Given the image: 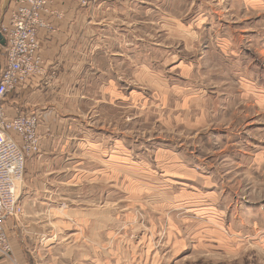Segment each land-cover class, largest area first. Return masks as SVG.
I'll return each instance as SVG.
<instances>
[{"label": "rangeland", "instance_id": "374dc122", "mask_svg": "<svg viewBox=\"0 0 264 264\" xmlns=\"http://www.w3.org/2000/svg\"><path fill=\"white\" fill-rule=\"evenodd\" d=\"M89 5L90 134L53 208L22 184L37 264H264V0Z\"/></svg>", "mask_w": 264, "mask_h": 264}, {"label": "crops", "instance_id": "0c3cea01", "mask_svg": "<svg viewBox=\"0 0 264 264\" xmlns=\"http://www.w3.org/2000/svg\"><path fill=\"white\" fill-rule=\"evenodd\" d=\"M97 1L98 4L108 2ZM4 4L8 6L9 14L2 25L10 20L14 0H4ZM52 8L54 13L47 18L51 27L42 28L38 33L46 74L26 81L0 100V112H5L9 118L25 113L36 116L39 121L40 154L27 159L24 177L32 192V196L27 195V198L51 208L54 202L52 192L61 188L57 178L67 174L69 161L83 151L82 143L90 134L80 126V101L84 100L89 89L91 76L102 72L97 67L98 57L102 55L96 53L95 47L98 36H101L94 22L98 17L97 8L92 5L83 7L77 0H56ZM7 64V43H0V79ZM105 87L112 90L111 83ZM26 187L23 199L27 194ZM20 223H23L21 218L7 222V234H14V238L10 236L14 256L6 257L0 253V264H14L12 258L16 264H37L36 257H42L43 252H52L50 249L46 252L27 249L20 233ZM53 262L56 264V260Z\"/></svg>", "mask_w": 264, "mask_h": 264}, {"label": "built area", "instance_id": "2783aa9c", "mask_svg": "<svg viewBox=\"0 0 264 264\" xmlns=\"http://www.w3.org/2000/svg\"><path fill=\"white\" fill-rule=\"evenodd\" d=\"M56 0H14L8 24L0 27L7 43L8 64L0 79V100L23 83L46 74L38 33L50 28L47 18ZM81 6L88 0H77ZM39 121L25 113L6 118L0 112V253L12 255L6 225L20 219L25 165L31 155L40 154Z\"/></svg>", "mask_w": 264, "mask_h": 264}, {"label": "water", "instance_id": "95a60500", "mask_svg": "<svg viewBox=\"0 0 264 264\" xmlns=\"http://www.w3.org/2000/svg\"><path fill=\"white\" fill-rule=\"evenodd\" d=\"M0 43H1L2 45H5V43H6L4 37H3L1 34H0Z\"/></svg>", "mask_w": 264, "mask_h": 264}]
</instances>
